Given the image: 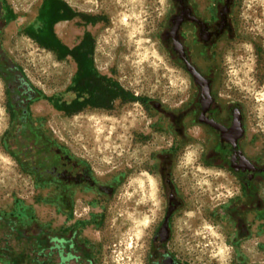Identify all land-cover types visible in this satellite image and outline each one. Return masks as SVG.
I'll list each match as a JSON object with an SVG mask.
<instances>
[{"label": "rangeland", "instance_id": "rangeland-1", "mask_svg": "<svg viewBox=\"0 0 264 264\" xmlns=\"http://www.w3.org/2000/svg\"><path fill=\"white\" fill-rule=\"evenodd\" d=\"M4 1L17 17L2 31L3 49L39 91L36 102L48 108L32 111V120L42 136L91 166L111 189L81 188L65 205L60 183L41 178L9 152L14 120L0 77V210L27 230L75 229L94 264H149L152 235L166 206L159 156L167 152L184 202L173 218L179 253L189 264H264V222L254 212L242 213L250 234L235 241L230 205L245 199L237 179L204 162L206 144L194 121L185 117L180 132L171 124L170 115L185 110L194 88L163 42L171 0H64L77 15L55 26H63L61 41L72 46L89 32L97 71L142 99L114 95L109 109L85 107L69 115L47 97L63 102L74 97L67 87L75 61L58 59L22 32L40 0ZM233 19L235 38L217 57L219 87L241 101L252 142L264 151V0H235Z\"/></svg>", "mask_w": 264, "mask_h": 264}, {"label": "flooded vegetation", "instance_id": "flooded-vegetation-1", "mask_svg": "<svg viewBox=\"0 0 264 264\" xmlns=\"http://www.w3.org/2000/svg\"><path fill=\"white\" fill-rule=\"evenodd\" d=\"M42 2L40 0L22 32L43 48L40 45L46 35V18L41 11ZM234 3L235 0H171L163 42L172 58L188 73L194 87L185 110L179 115H170L172 126L180 132L185 117L194 121L206 144L204 162L234 175L241 195L245 197L243 201L237 199L230 205L238 243L250 234L249 224L242 214L244 211L254 212L264 222V151L252 142L251 123L241 101L219 87L222 75V68L217 66L219 50L236 35ZM16 17V12L0 0V77L6 86L14 120L7 138L9 152L41 178L60 183L66 192L65 197L61 196L65 205H69L68 197L81 188L109 193L111 186L108 182L99 181L91 166L42 136L37 123L32 120V111H41L34 110V106L40 103L36 102L40 93L29 82L21 65L3 49L1 39L6 25ZM75 65L77 68L76 62ZM159 159L166 206L152 235L149 264H189L174 242L173 218L184 202L171 178L172 155L164 152ZM57 232L77 236L75 229ZM79 263L76 260L56 261V264Z\"/></svg>", "mask_w": 264, "mask_h": 264}, {"label": "trees", "instance_id": "trees-1", "mask_svg": "<svg viewBox=\"0 0 264 264\" xmlns=\"http://www.w3.org/2000/svg\"><path fill=\"white\" fill-rule=\"evenodd\" d=\"M41 11L46 18V35L40 46L53 51L58 59L70 56L77 64L72 82L67 87V90L74 91V97L68 102L57 97H47L56 110L69 115L85 107L109 109L111 96L114 95L124 101L142 100L124 90L117 81L97 71L92 57L93 39L89 32H84L80 41L72 47L55 35L53 25L56 22L70 20L77 15L64 0H43ZM110 85L116 90L115 93ZM0 260L6 264H56L58 260L94 264L89 249L79 241L76 234H62L45 227L27 230L12 215L1 210Z\"/></svg>", "mask_w": 264, "mask_h": 264}, {"label": "crops", "instance_id": "crops-1", "mask_svg": "<svg viewBox=\"0 0 264 264\" xmlns=\"http://www.w3.org/2000/svg\"><path fill=\"white\" fill-rule=\"evenodd\" d=\"M70 20H71V19H70ZM66 21H69V20H60V21L56 22V23L53 25V31H54L55 35H56L59 39H60V37H59V33H60V32L55 28V26H56L57 24H59V23H64V22H66ZM59 26H62V25H59ZM61 32H64V31H63V26H62V30H61ZM81 38H82V37H81ZM81 38H80V39H81ZM60 40H61V39H60ZM79 41H80V40H79ZM79 41H78V42H79ZM78 42H77V43H78ZM77 43H75V44H77ZM64 44H65V43H64ZM75 44H74V45H75ZM67 46H68V45H67ZM72 46H73V45H72ZM72 46H69V47H72Z\"/></svg>", "mask_w": 264, "mask_h": 264}, {"label": "bare ground", "instance_id": "bare-ground-1", "mask_svg": "<svg viewBox=\"0 0 264 264\" xmlns=\"http://www.w3.org/2000/svg\"><path fill=\"white\" fill-rule=\"evenodd\" d=\"M57 30L59 31V32H61V30H62V26H58L57 27ZM46 110L47 109V107H45L43 104H36L35 106H34V110L35 111H38V110ZM221 255V254H220ZM220 258H223V255H221L220 256Z\"/></svg>", "mask_w": 264, "mask_h": 264}]
</instances>
